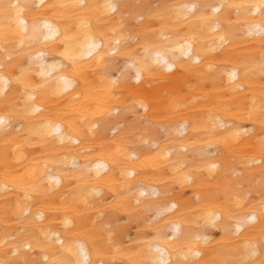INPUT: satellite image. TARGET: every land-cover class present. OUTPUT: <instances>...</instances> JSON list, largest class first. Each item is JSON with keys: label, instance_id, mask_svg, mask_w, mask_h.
Segmentation results:
<instances>
[{"label": "bare ground", "instance_id": "obj_1", "mask_svg": "<svg viewBox=\"0 0 264 264\" xmlns=\"http://www.w3.org/2000/svg\"><path fill=\"white\" fill-rule=\"evenodd\" d=\"M0 264H264V0H0Z\"/></svg>", "mask_w": 264, "mask_h": 264}, {"label": "snow or ice", "instance_id": "obj_2", "mask_svg": "<svg viewBox=\"0 0 264 264\" xmlns=\"http://www.w3.org/2000/svg\"><path fill=\"white\" fill-rule=\"evenodd\" d=\"M0 123H3V121H0Z\"/></svg>", "mask_w": 264, "mask_h": 264}]
</instances>
